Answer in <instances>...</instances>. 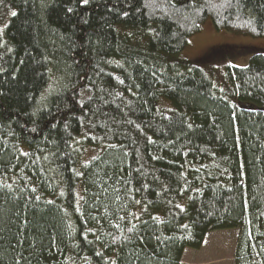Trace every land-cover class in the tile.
Wrapping results in <instances>:
<instances>
[{
    "label": "trees",
    "instance_id": "trees-1",
    "mask_svg": "<svg viewBox=\"0 0 264 264\" xmlns=\"http://www.w3.org/2000/svg\"><path fill=\"white\" fill-rule=\"evenodd\" d=\"M207 20L264 38V0H0V264H180L236 228L264 264V53L215 88L172 58Z\"/></svg>",
    "mask_w": 264,
    "mask_h": 264
},
{
    "label": "rangeland",
    "instance_id": "rangeland-1",
    "mask_svg": "<svg viewBox=\"0 0 264 264\" xmlns=\"http://www.w3.org/2000/svg\"><path fill=\"white\" fill-rule=\"evenodd\" d=\"M122 33L132 41L143 42L146 38L145 32L122 29ZM233 48L243 51L235 55ZM254 50L264 53V38H251L218 31L211 21L207 20L201 25L199 33L189 37L182 51L172 58L176 61H189L199 66L215 88L223 89L225 68L246 67ZM52 87L53 85L50 84L43 96H46ZM161 105L168 106L162 101ZM100 151L101 149L85 148L80 153L79 163L89 162ZM242 230L236 228L209 232L204 237L199 250L185 249L180 264H234L235 251Z\"/></svg>",
    "mask_w": 264,
    "mask_h": 264
},
{
    "label": "snow or ice",
    "instance_id": "snow-or-ice-1",
    "mask_svg": "<svg viewBox=\"0 0 264 264\" xmlns=\"http://www.w3.org/2000/svg\"><path fill=\"white\" fill-rule=\"evenodd\" d=\"M83 3L84 4H87L88 3V0H83ZM11 15L12 16H15L16 15V12L15 11H13L12 13H11ZM139 203V202H138ZM179 207V206H178ZM130 231H131V229H130Z\"/></svg>",
    "mask_w": 264,
    "mask_h": 264
}]
</instances>
